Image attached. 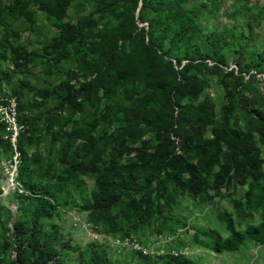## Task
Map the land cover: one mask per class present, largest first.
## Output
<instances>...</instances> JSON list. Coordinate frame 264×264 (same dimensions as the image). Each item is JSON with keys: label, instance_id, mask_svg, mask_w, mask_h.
Returning <instances> with one entry per match:
<instances>
[{"label": "rangeland", "instance_id": "374dc122", "mask_svg": "<svg viewBox=\"0 0 264 264\" xmlns=\"http://www.w3.org/2000/svg\"><path fill=\"white\" fill-rule=\"evenodd\" d=\"M89 14L84 32L61 44ZM125 59L132 70L118 73L111 61L124 66ZM169 86L173 116L194 114V142L212 138L227 119L234 130L252 132L264 174L257 133L264 119V0H137V7L134 0H70L59 16L45 13L39 0H0V264H264V243L215 253L206 236L229 235L226 213L243 232L264 211L263 203L237 222L231 201L244 204L250 178L222 165L224 145L218 161L208 157L200 186L175 166L145 187L135 169L166 136L175 155L203 163L207 150L182 153L174 125L153 129L136 119H154ZM90 164L111 177L113 168L130 174L142 186L123 190L112 207L116 229L93 223L83 207L97 190L84 169ZM31 185L53 206L32 239L15 231L17 220L32 218ZM24 226L32 234V225Z\"/></svg>", "mask_w": 264, "mask_h": 264}, {"label": "trees", "instance_id": "16d2710c", "mask_svg": "<svg viewBox=\"0 0 264 264\" xmlns=\"http://www.w3.org/2000/svg\"><path fill=\"white\" fill-rule=\"evenodd\" d=\"M70 0H39L40 8L50 16H59L61 12L65 9ZM134 5L137 7V0H134ZM147 5V6H146ZM145 7H148L147 2L142 3L140 11ZM92 22V14H89L82 23L76 24L75 28H72L70 34H64L65 40L59 38L62 41L61 44H69L72 39L80 36L84 30ZM57 43V42H56ZM124 66L121 64H111L115 67L118 73H123L124 70L131 72V68L126 64L127 60H124ZM107 64L104 73L107 74L108 68L112 67ZM104 67V68H105ZM114 69V70H115ZM182 79V76L179 77ZM192 83H196L195 79L187 80ZM105 82V81H104ZM100 86L106 89V85L103 84V78L100 81ZM91 86L87 87L84 92L89 94V89ZM174 87H165L162 92V98L160 101L161 107L159 109V114L155 115L154 119H151V115H140L136 117L139 122L148 125L150 128L160 127L163 128L170 127L174 125L175 128L172 130L174 134L180 136L182 139L181 151L186 153L187 148L195 151V153H200V151L207 150L204 153L203 163L190 165L183 159L181 155L174 154V148L176 145L174 141L166 136L162 141V144L157 146L153 151V158L148 159L147 156L144 157L142 164L138 165L135 169L143 175L145 181V187H149L154 181H156L162 172L165 173L167 169H172V167L179 166L180 168L190 172L191 182L194 186H200L209 175V167L212 163H208L209 159L211 161H218V156L220 153L221 145H224L225 151H223L224 158L222 160V165L226 166L228 170L231 168H236L238 170H243L246 175L250 178L249 183V193L247 200L243 203L238 200H232V207L234 213L237 217V222L245 220L246 217H250L251 211L258 212L259 208L263 206L264 203V174L261 172V160L260 152L256 146L254 136L252 132H239L234 130L230 125L228 120H222L213 132V137L202 138L199 142H194L192 134L194 132L192 122L193 115L191 116H173V107L170 103L171 94ZM55 120V115L50 116V122ZM257 133L260 138L264 141V119H260L258 123ZM208 143V144H207ZM207 144V145H206ZM187 147V148H186ZM209 149V150H208ZM18 151L23 154V149L19 145ZM207 160V161H206ZM79 170L84 171L88 169L91 171L92 176L96 184V192L93 194L92 202H84L83 207L86 210L91 211L90 219L93 223L97 224L101 222L109 228H117V224L114 221V216L111 214V209L114 205H118L123 197V190H133L138 192L142 189V186L135 183L133 177L129 175H121L117 169L113 168L114 176L111 177L101 171L98 166L90 164L83 167H79ZM20 174H23L22 172ZM70 176V175H69ZM165 176L168 174L165 173ZM24 177L30 179L29 172L24 173ZM30 186V185H28ZM121 186L122 189H118ZM31 192L34 193V198L29 197V200L34 203L32 218L26 222L17 220L15 222L16 236L25 237L29 234L30 239L33 238L35 227L37 226V221L42 215H50L53 210V206L50 204L49 200L44 196H39L35 189H39L40 186L31 185ZM66 200V199H65ZM255 203V204H254ZM260 223L257 225H245L243 232L236 230L235 222L233 221L230 214H224V220L226 223V229L229 235L226 238L215 231H207L206 236L211 242V249L215 253L221 252H234L239 249L245 241H251L256 244L264 243V211L259 213ZM32 225V234L27 233L25 224ZM114 231H111L112 233ZM20 238V240H22ZM23 241V240H22ZM30 246H31V242ZM101 260V259H100ZM101 264H110L106 260L102 259Z\"/></svg>", "mask_w": 264, "mask_h": 264}, {"label": "built area", "instance_id": "2783aa9c", "mask_svg": "<svg viewBox=\"0 0 264 264\" xmlns=\"http://www.w3.org/2000/svg\"><path fill=\"white\" fill-rule=\"evenodd\" d=\"M11 109H10V111H11V122H12V125H13V130H14V136H16V128H15V123H14V116H15V113H14V105L13 104H11ZM17 155H19V152L17 153ZM16 175V174H15ZM15 181V178H11L10 180H9V182L12 184L13 182ZM15 186H20V184L18 183V182H16L15 184H14V187ZM2 197H4V196H2Z\"/></svg>", "mask_w": 264, "mask_h": 264}]
</instances>
